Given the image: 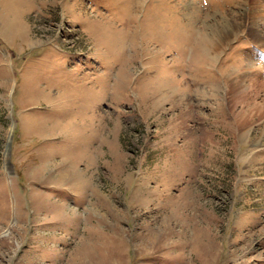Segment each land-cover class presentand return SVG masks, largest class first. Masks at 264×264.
<instances>
[{
  "label": "rangeland",
  "instance_id": "obj_1",
  "mask_svg": "<svg viewBox=\"0 0 264 264\" xmlns=\"http://www.w3.org/2000/svg\"><path fill=\"white\" fill-rule=\"evenodd\" d=\"M251 3L0 0V264H264Z\"/></svg>",
  "mask_w": 264,
  "mask_h": 264
},
{
  "label": "crops",
  "instance_id": "obj_2",
  "mask_svg": "<svg viewBox=\"0 0 264 264\" xmlns=\"http://www.w3.org/2000/svg\"><path fill=\"white\" fill-rule=\"evenodd\" d=\"M256 1H257V3H255V4L251 3V5H255V7L258 6V8H260V5H259L260 2H261V4L264 3L262 0H256ZM260 10H259V13H258V10H256L255 14L254 15L252 14V22H254L256 24L261 22L260 18L262 16V14H261ZM263 34H264V31H263ZM240 44L242 45L241 50L243 52H246L249 49L252 50L253 55H254V59L257 62L256 68H257L258 72L263 73L261 76L264 77V47H263L264 46V36H262V38H260V36H258V34L256 36H250V35L243 36Z\"/></svg>",
  "mask_w": 264,
  "mask_h": 264
},
{
  "label": "bare ground",
  "instance_id": "obj_3",
  "mask_svg": "<svg viewBox=\"0 0 264 264\" xmlns=\"http://www.w3.org/2000/svg\"><path fill=\"white\" fill-rule=\"evenodd\" d=\"M258 7V6H257ZM250 70V69H249Z\"/></svg>",
  "mask_w": 264,
  "mask_h": 264
}]
</instances>
